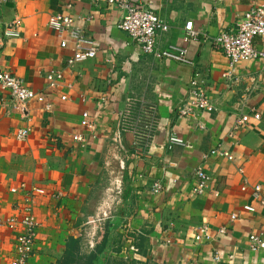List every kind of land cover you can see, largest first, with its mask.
<instances>
[{
	"label": "crops",
	"instance_id": "1",
	"mask_svg": "<svg viewBox=\"0 0 264 264\" xmlns=\"http://www.w3.org/2000/svg\"><path fill=\"white\" fill-rule=\"evenodd\" d=\"M134 1L169 25L156 47L184 45L193 65L143 53L116 27L117 7L0 0V29L21 20L19 35L0 45V69L50 103L46 110L31 100L22 111L0 88V216L19 215L28 203L38 220L26 264H264V248L253 250L248 240L250 233L264 236V59L237 64L236 77L248 76L250 89L242 100L246 81L222 76L228 59L210 40L233 27L248 0ZM57 13L93 39V58L66 64L72 40L47 24ZM189 20L198 35L187 40ZM192 69L214 109L180 115ZM55 71L63 77L51 88L46 74ZM83 110L92 129L80 123ZM240 113L248 120L236 126ZM24 127L28 135L19 140L15 132ZM169 134L182 142L169 145ZM196 167L209 176L199 195L191 191ZM120 185L121 195L109 193ZM201 227L210 238L195 239ZM14 234L0 226V264L14 256Z\"/></svg>",
	"mask_w": 264,
	"mask_h": 264
},
{
	"label": "built area",
	"instance_id": "2",
	"mask_svg": "<svg viewBox=\"0 0 264 264\" xmlns=\"http://www.w3.org/2000/svg\"><path fill=\"white\" fill-rule=\"evenodd\" d=\"M93 5L104 4L108 7H117L121 11V15L116 22V27L124 31L130 40L137 44L143 53H151L157 58L171 59L183 64L193 65V60L188 56L187 48L184 45L168 44L162 49H158L157 38L158 34L166 31L169 28L168 23L151 9L143 6L134 0H86ZM248 8L241 13L235 20L232 28L219 31L215 36H211V43L215 48L223 51L228 59L227 69L222 73L224 78L232 82H240L244 84V91L241 94V99L246 100L249 95V87L247 84L248 76L238 78L235 71L237 64L243 60L264 59V48H258L256 39L264 43V0H248ZM21 20L15 16L9 22L2 24L0 29V45H2L5 37H16L19 35ZM47 24L53 31L62 34L66 33L72 40V54L67 58L66 64L73 65L76 62L89 60L96 53V46L92 38L83 33L76 25L73 18L66 14H51L48 17ZM185 33L184 38L189 40L197 38L198 31L192 26L191 21H186L183 26ZM204 37H208L203 34ZM67 40L62 38L59 45L64 47ZM191 78L188 81L187 93L185 99L186 107L179 109L180 115L194 113L195 110L212 111L214 106L205 92V88L201 82L199 72L192 69ZM61 71L50 72L46 74V80L49 87L54 88L59 81L62 80ZM0 88L6 91L13 107L25 111L26 104L34 100L43 104L47 110L50 108V103L45 101L44 94L29 88L21 78L17 77L10 71L0 69ZM65 98V96H61ZM249 114L240 113L236 120V126H239L248 120ZM83 126L93 128L92 122L89 120L88 112H81V121ZM29 128H18L15 132V137L22 140L27 137ZM74 140L82 141L83 137L76 134ZM119 139L118 130L115 132V140ZM168 144L181 143L182 140L176 136L169 134L167 136ZM222 154L230 157L227 152ZM193 183L191 191L197 195L202 194L207 188L209 176L201 168L196 167L192 172ZM154 191L159 190V185L154 184ZM254 193L258 195L260 186L254 185ZM15 191V188L11 189ZM29 191L44 194V189L40 187H31ZM243 209L253 211L251 205H243ZM235 214L231 215L233 219ZM94 219L88 218V222ZM38 220L33 215L30 206L25 204L21 213L11 214L9 216H0V226H6L10 230H15L14 234V256L10 264H26L30 255L33 252V243L38 227ZM224 231V227L219 229ZM210 238V234L203 228L195 235V239ZM251 249L264 248V236L260 234L250 233L248 235ZM130 251L137 253V248L134 245L130 246ZM126 261L128 259L126 257ZM130 264V260H129Z\"/></svg>",
	"mask_w": 264,
	"mask_h": 264
},
{
	"label": "rangeland",
	"instance_id": "3",
	"mask_svg": "<svg viewBox=\"0 0 264 264\" xmlns=\"http://www.w3.org/2000/svg\"><path fill=\"white\" fill-rule=\"evenodd\" d=\"M116 184H120V183H116ZM121 189V185H120V187H118V190H117V188L115 189L114 187H113V191H109V193L110 192H112V194L113 195H121V191H119ZM116 191H119V192H116ZM109 206H111V204H109ZM113 213V212H112ZM110 218V219H109ZM115 218V216H112V217H108L106 220H105V222L106 221H112L113 219ZM117 220V219H116ZM91 223H88V225H90ZM103 231V230H102ZM99 238V237H98ZM92 239V238H91ZM93 242V241H92ZM92 242H90V244L92 243ZM88 245H89V243H88Z\"/></svg>",
	"mask_w": 264,
	"mask_h": 264
},
{
	"label": "trees",
	"instance_id": "4",
	"mask_svg": "<svg viewBox=\"0 0 264 264\" xmlns=\"http://www.w3.org/2000/svg\"><path fill=\"white\" fill-rule=\"evenodd\" d=\"M90 255H92V254H90ZM90 255L87 258H85L84 260L88 262Z\"/></svg>",
	"mask_w": 264,
	"mask_h": 264
}]
</instances>
